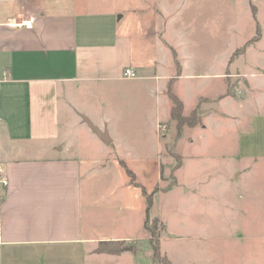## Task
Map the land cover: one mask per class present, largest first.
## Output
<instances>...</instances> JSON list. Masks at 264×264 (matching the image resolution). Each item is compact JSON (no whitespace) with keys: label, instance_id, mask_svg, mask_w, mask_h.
Listing matches in <instances>:
<instances>
[{"label":"crops","instance_id":"0c3cea01","mask_svg":"<svg viewBox=\"0 0 264 264\" xmlns=\"http://www.w3.org/2000/svg\"><path fill=\"white\" fill-rule=\"evenodd\" d=\"M110 1L0 0V180L8 179L6 185L0 182V264H99L136 249V239L120 230L119 223L121 214L129 223L128 185L142 184L116 179L124 202L106 207L101 196L96 201V190L104 189L98 188L104 184L96 175L109 171L111 165L103 161L100 167L83 164V158L74 153L76 131L85 127L87 135L101 141L97 143L104 152L114 143L111 134L107 143L91 127L90 123L102 132L109 131V117L99 115L89 103L82 105L89 89L81 92L80 86L155 80L160 92L164 89L169 96L171 90L184 104L185 99L173 89L177 80L201 78L208 86V80L213 84L214 79L227 77L226 90L220 87L215 97L206 91L199 101L211 96V100L230 104L243 82L250 94L246 103L250 115L241 134L242 154L264 158V20L258 15L264 0H255L258 32L247 44L262 49L263 55H256L244 71L230 75L217 67L196 71L190 57L179 58L177 48L168 42L162 45L158 36L152 60L155 68L136 61L131 36L117 28H171L176 20L175 5L172 0H125L131 4L122 10ZM127 14L135 17L130 26ZM30 18L33 28L15 25ZM167 46L174 54L172 67L160 60L161 47L165 50ZM127 68L138 76L126 77ZM229 86L233 93L225 95ZM172 107L166 119L171 118ZM194 111L197 108L190 114ZM172 151L176 153L174 148ZM146 210L147 206L140 232L146 231L150 239L144 228ZM109 216L112 218H106ZM107 240L124 241L133 249L119 254L97 252L99 243Z\"/></svg>","mask_w":264,"mask_h":264},{"label":"rangeland","instance_id":"374dc122","mask_svg":"<svg viewBox=\"0 0 264 264\" xmlns=\"http://www.w3.org/2000/svg\"><path fill=\"white\" fill-rule=\"evenodd\" d=\"M170 3L176 10L171 28H117L131 36L134 59L147 63L149 69L155 68L152 60L157 36L162 45L173 44L179 58L190 57L196 71L217 67L230 75L244 71L256 55H263L262 49L247 45L258 32L255 0ZM109 4L124 10L131 2L113 0ZM258 15L264 20V9ZM126 18L129 26L135 19L131 14ZM147 29L150 32L145 36ZM232 55L235 57L230 62ZM160 60L164 65L169 63L165 67L174 66V54L168 46L165 50L161 47ZM211 83L208 80L206 86V80L198 78L180 79L173 85L185 99L184 113L197 108L204 120L193 127L185 125L179 138L176 121L166 119L172 100L164 89L160 92L155 80L79 87L81 92L89 89L82 105L89 103L99 115L109 117L108 132L114 139L104 152L97 143L101 141L85 133L87 127L76 131L79 149L74 147V153L83 158V164L100 167L103 161L111 165L109 171L96 175L104 184L98 187L104 189L96 190V201L100 202L99 195L111 208L124 202L119 194L121 185L114 184L116 179L142 184L128 185L129 223L121 214V228L118 226L136 239L135 251L99 264H156L151 241L146 231L140 232L147 206L143 187L146 195L156 191L150 215L159 216L164 223L161 250L175 264H264V158L243 155L240 143L248 125L250 94L242 82L230 104L211 100V96L200 102L206 91L215 97L220 87L226 90L229 85L227 77ZM235 112L238 117L233 116Z\"/></svg>","mask_w":264,"mask_h":264},{"label":"trees","instance_id":"16d2710c","mask_svg":"<svg viewBox=\"0 0 264 264\" xmlns=\"http://www.w3.org/2000/svg\"><path fill=\"white\" fill-rule=\"evenodd\" d=\"M255 37L252 41L256 40ZM245 48V47H244ZM244 48L239 49L237 53L242 51ZM232 87L229 86L227 92L225 95H231ZM169 96L173 101V107L171 110V119L176 121L178 126V133L177 138L181 136L182 131L184 129L185 125L188 126H195L199 123H201V117L197 113V111H194L190 115L184 114V104L182 100L173 92L169 91ZM133 174V172H132ZM144 193L146 195V191L144 190ZM147 197V217L145 219L144 228L147 230V232L150 234V241L152 245V255L153 259L156 264H174L167 255L162 253L161 250V231L164 228V223L160 221L158 217H151L150 210L153 205V194L146 195ZM128 246L125 244L124 241H113V240H107V241H101L99 243V247L97 248V252L99 253H111V254H119L126 250ZM135 249V247H134Z\"/></svg>","mask_w":264,"mask_h":264},{"label":"built area","instance_id":"2783aa9c","mask_svg":"<svg viewBox=\"0 0 264 264\" xmlns=\"http://www.w3.org/2000/svg\"><path fill=\"white\" fill-rule=\"evenodd\" d=\"M33 23H34V20L30 18V19H22L19 22H15V25L26 26L27 28H33L34 26ZM125 76L128 78H136L138 75L133 68H127L125 70ZM0 182L6 185L8 184V179L6 177H3L1 178Z\"/></svg>","mask_w":264,"mask_h":264},{"label":"water","instance_id":"95a60500","mask_svg":"<svg viewBox=\"0 0 264 264\" xmlns=\"http://www.w3.org/2000/svg\"><path fill=\"white\" fill-rule=\"evenodd\" d=\"M91 127L97 132V134L100 136V138H102L105 142L109 143L111 142V138L109 136L108 131H104L102 132L97 126H95L94 124L90 123ZM128 250H132L133 247L129 246L127 247Z\"/></svg>","mask_w":264,"mask_h":264}]
</instances>
